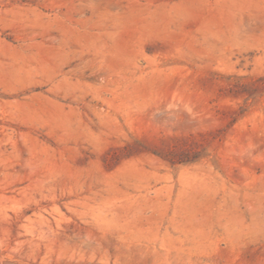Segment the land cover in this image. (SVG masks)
<instances>
[{
	"label": "rangeland",
	"instance_id": "obj_1",
	"mask_svg": "<svg viewBox=\"0 0 264 264\" xmlns=\"http://www.w3.org/2000/svg\"><path fill=\"white\" fill-rule=\"evenodd\" d=\"M0 264H264V0H0Z\"/></svg>",
	"mask_w": 264,
	"mask_h": 264
}]
</instances>
